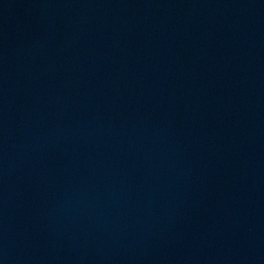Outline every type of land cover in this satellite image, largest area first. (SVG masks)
<instances>
[{
  "label": "water",
  "instance_id": "95a60500",
  "mask_svg": "<svg viewBox=\"0 0 264 264\" xmlns=\"http://www.w3.org/2000/svg\"><path fill=\"white\" fill-rule=\"evenodd\" d=\"M0 264H264V0H0Z\"/></svg>",
  "mask_w": 264,
  "mask_h": 264
}]
</instances>
